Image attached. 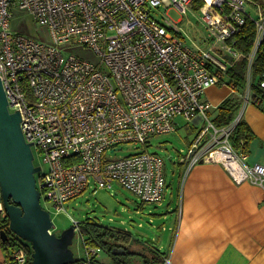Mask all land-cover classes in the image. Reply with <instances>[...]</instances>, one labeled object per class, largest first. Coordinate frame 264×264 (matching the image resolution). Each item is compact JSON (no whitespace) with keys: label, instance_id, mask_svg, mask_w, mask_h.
<instances>
[{"label":"built area","instance_id":"1","mask_svg":"<svg viewBox=\"0 0 264 264\" xmlns=\"http://www.w3.org/2000/svg\"><path fill=\"white\" fill-rule=\"evenodd\" d=\"M16 8L45 24L50 40L14 29ZM172 8L201 12L205 44L186 41L182 18L169 15ZM248 21L256 35L245 52L238 43ZM263 42L264 0H0V78L10 111H20L24 136L47 167L38 172L41 195L66 211V202L89 187L118 182L143 201L162 202L165 157L147 146L152 135L175 131L179 116L202 123L188 148L189 160L183 158L187 170L216 162L234 182L264 189V165L250 163L232 143L240 115L219 125L212 115L216 106L204 97L217 84L239 93L227 73L244 57L241 97L245 105H259L253 83L264 89V69L256 79L254 64ZM79 46L89 47L98 60L65 53ZM129 142L143 147L108 155ZM6 214L0 199V219ZM74 224L83 237L81 223ZM101 252L100 246L86 245L78 264H92ZM11 258L25 264L27 253L17 249Z\"/></svg>","mask_w":264,"mask_h":264},{"label":"crops","instance_id":"2","mask_svg":"<svg viewBox=\"0 0 264 264\" xmlns=\"http://www.w3.org/2000/svg\"><path fill=\"white\" fill-rule=\"evenodd\" d=\"M205 94L219 105L236 92L229 85H214ZM238 110L240 120L252 131L247 159L264 165V110L244 102ZM180 185L171 192L166 211L172 216L171 232L166 242L157 240L159 249H167L164 256L169 264H264V189L260 185L234 182L216 162L195 164ZM97 258L111 261L105 252ZM0 264H14L1 237Z\"/></svg>","mask_w":264,"mask_h":264},{"label":"rangeland","instance_id":"3","mask_svg":"<svg viewBox=\"0 0 264 264\" xmlns=\"http://www.w3.org/2000/svg\"><path fill=\"white\" fill-rule=\"evenodd\" d=\"M163 10L164 7H161L158 12ZM169 15L174 20L182 18L179 25L186 36L187 42L205 44L203 37L207 35V32L203 23L199 21L200 11L189 8L186 14H181L175 8H172L169 11ZM11 22L14 29H21L32 36L50 40L48 27L38 22L28 12L17 8L14 9ZM71 52L93 61L98 60V57L89 47L79 46L65 51L66 54ZM206 96L207 94H204L207 99ZM212 104L213 106L218 105ZM215 109L216 107H213L212 112ZM237 116H239V110L236 113ZM177 121L179 126L175 131L152 135L147 146L150 152H157L165 157L168 187L161 204L143 201L139 196L118 182H114L112 188H97L93 190V186L89 187L88 190L78 197L66 202V211H57L53 203L46 199L43 193L41 195V204L51 214L54 223L52 233L60 235L63 230L70 227L75 221L97 223L109 228L130 232L133 237L129 245L130 251L151 256L154 253L155 246L159 247V238L166 242L171 232L172 224L170 218L172 216L166 214L168 203L171 200V192L177 190L178 186L181 187L180 184H182V180L186 172H188V165L183 161V158L185 161L189 160L188 148L202 127V123L188 121L182 116H179ZM120 146H122V149L115 152L109 151L108 155L111 157L124 156L138 150L135 148L136 146H139V148L143 147L140 143L134 142L122 143ZM33 153L35 166H41L43 170H46L47 167L42 162L41 154L36 147H33ZM36 179L39 186L41 181L38 173H36ZM70 247L76 258L85 256V246L80 231H76ZM159 250L163 254L167 252L166 248H160ZM131 257L134 264V259L138 264H140L139 260L142 261L140 254L131 255ZM164 264L169 263L165 260Z\"/></svg>","mask_w":264,"mask_h":264},{"label":"water","instance_id":"4","mask_svg":"<svg viewBox=\"0 0 264 264\" xmlns=\"http://www.w3.org/2000/svg\"><path fill=\"white\" fill-rule=\"evenodd\" d=\"M34 164L32 142H28L21 127L19 110L10 111L9 100L0 78V191L10 228L33 247L32 264H74L77 258L70 247L76 224L60 235L50 233L54 227L51 214L41 204V192ZM87 232L84 223L79 224ZM1 233V238H6Z\"/></svg>","mask_w":264,"mask_h":264},{"label":"trees","instance_id":"5","mask_svg":"<svg viewBox=\"0 0 264 264\" xmlns=\"http://www.w3.org/2000/svg\"><path fill=\"white\" fill-rule=\"evenodd\" d=\"M255 30L252 22L248 21L243 28L242 35L238 43V47L248 52L251 49L253 41L255 39ZM248 68V61L246 58L242 57L236 64L228 69V82L234 85L239 91L235 95L223 100L218 107L212 112L213 119L219 125H224L231 122L238 112L243 99L241 94L245 90L246 86V72ZM264 69V42L261 44L260 53L254 64V75L257 79L260 72ZM253 88L257 91L261 102L259 107L264 110V89H261L258 83H253ZM252 131L248 125L240 120L234 130L232 135V143L236 148L246 152V145L248 138L251 136ZM0 199L2 198L0 191ZM87 226V232L83 234L84 246L86 245H97L103 249L111 259L110 262H104L98 258L93 261L95 264H134L131 255L140 254L142 256V261L140 264H164L165 256L160 252L159 248L155 246L154 253L150 255L144 253H138L130 251V241L133 238L132 234L128 231L121 229L109 228L97 223L92 222H80ZM6 233V238H1V243L7 251V255L10 260L15 264V261L11 258V253L17 249H25L27 253V262L25 264H32L33 257V247L31 243L22 239L17 234H15L10 228V217L8 214L0 219V237L1 233ZM81 259V258H80ZM135 264H138L134 259Z\"/></svg>","mask_w":264,"mask_h":264},{"label":"bare ground","instance_id":"6","mask_svg":"<svg viewBox=\"0 0 264 264\" xmlns=\"http://www.w3.org/2000/svg\"><path fill=\"white\" fill-rule=\"evenodd\" d=\"M50 233H52L51 229H50ZM97 257H95L94 259H96ZM93 259V260H94ZM92 260V264H95V262ZM80 261V258H77V262H75L74 264H78V262Z\"/></svg>","mask_w":264,"mask_h":264}]
</instances>
